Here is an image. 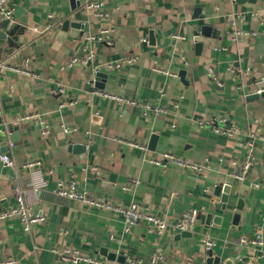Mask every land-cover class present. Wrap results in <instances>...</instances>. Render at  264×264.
I'll return each instance as SVG.
<instances>
[{
  "label": "crops",
  "instance_id": "1",
  "mask_svg": "<svg viewBox=\"0 0 264 264\" xmlns=\"http://www.w3.org/2000/svg\"><path fill=\"white\" fill-rule=\"evenodd\" d=\"M75 1L78 19L89 22L83 34L58 27L59 16L71 11V0H12L9 27L18 23L19 29L0 52V128L5 129L0 152L15 160L18 174L0 159V208L17 204L13 187L18 183L27 207L45 220L30 232L18 217L0 221V260L121 264L103 257L107 247L132 260L148 261L160 253V264H207L204 237L209 235L222 260L249 255L264 264L259 246L238 240L264 236V98L247 99L258 90L255 79L264 77V0H104L108 16L103 20L85 9L87 0ZM197 9L215 28L210 37L201 34L200 49L191 38ZM103 26L112 27L110 43L87 39ZM236 30L249 34L235 35ZM75 54L92 59L66 67ZM98 67L108 73L103 88L93 80ZM25 68L30 72L20 70ZM182 69L188 83L179 75ZM100 92L153 101L167 110L146 113ZM27 114L38 117L15 122ZM221 118L239 131L228 135L201 125ZM9 123L19 125V139L11 138ZM153 135L158 136L154 146ZM250 152L251 167L240 180L235 175ZM166 153L208 168L194 173L172 163L155 164ZM35 159L39 166H23ZM58 181H74L78 189L123 206L137 202L172 224L158 233L141 220L125 231L123 215L56 194ZM228 181L227 212L216 224L214 215L225 212L215 205L214 188ZM240 198V218L233 224ZM192 208L199 211L192 234L178 237L177 218ZM66 247L95 261L63 260L59 250Z\"/></svg>",
  "mask_w": 264,
  "mask_h": 264
},
{
  "label": "built area",
  "instance_id": "2",
  "mask_svg": "<svg viewBox=\"0 0 264 264\" xmlns=\"http://www.w3.org/2000/svg\"><path fill=\"white\" fill-rule=\"evenodd\" d=\"M84 5H85V9L93 13L97 17V19L103 20L107 18L108 13L105 11L104 0H87L84 3ZM14 14H15V5L13 4L12 0H0V21L4 19H12L14 17ZM111 31H112V27L103 26L98 33L89 34L87 36V39L89 41H92L94 39H99V40L105 39L107 42L110 43ZM241 33L249 34L248 31H240V30L234 31L235 35H239ZM91 59H92V55L90 54L85 55L84 57L75 54L66 61L65 66L72 67L79 64L84 65L87 64ZM1 67L5 68L6 65L3 64L1 65ZM20 70L25 73L30 72L26 68ZM210 73L218 85H223L222 80L218 78L213 68H210ZM59 89L60 91H63L62 86H60ZM100 93L112 97L114 99H117L125 103L126 105L142 106L146 113L153 112L154 114L158 115L161 113H165L167 110L166 106L153 101H140L138 99L127 98L119 94H110L107 92H100ZM35 117H38V115L27 114L17 118L15 122L19 123L21 120L31 119ZM201 125L202 126L207 125L217 133H223L228 135H231L239 131V127L237 125L234 124L227 125L224 118L219 119V121L213 120L212 122L201 123ZM0 131L4 132L5 129L0 128ZM44 131L47 132V127L44 128ZM130 144L139 145L140 147H145L144 145L137 144L135 142H130ZM253 158H254L253 153L250 152L248 154L247 160L243 163L241 171L235 175L238 179L240 180L244 179V177L248 173V170L251 167ZM0 159L3 161L5 165L13 167L15 171V175L18 174L16 170L15 160L8 153L0 152ZM154 162L155 164L163 165L164 167H166L168 163H172L176 167L188 171H192L194 173L204 172L205 169L208 168V165L206 163L204 164L194 163L192 161L177 157L171 153H166L164 155V160L155 159ZM40 163L41 161L39 159H35L28 161L23 166L34 168L35 166H39ZM126 188L129 189V186H126ZM13 189L15 192L17 204L7 209L0 208V221H4L12 217H18L22 222L23 229L26 232H30L36 224L42 223L45 220V217L41 213L32 210L31 207L30 208L27 207L24 201L25 190H23V188H21L18 183L14 185ZM54 191L56 194L66 197L71 201H82L91 207L98 209H107L123 215L125 218V227H124L125 231H129L133 225H136L141 220L148 221L151 224L152 229H154L158 233H162L163 231L168 229V227L171 226L172 224V222L169 219L161 215L146 213L145 211L142 210V208L137 202H132L129 206H123L112 201L98 199L93 195H91L88 191H83L78 189L74 181H69V182L58 181ZM198 215H199V211L196 208H192L190 210L182 212L178 216L177 222L175 224L178 231L181 232L184 230H190L192 226L196 223L198 219ZM238 240L242 244L251 245L253 247L259 246L261 248L262 254L264 255V236L261 233H256L255 236L250 238L243 236L240 237ZM204 243L208 250L213 247L214 241L209 237V235H207L204 237ZM59 255L63 260L71 261L73 263H78L81 261H86V262L95 261V259H93L92 257L81 254V252L78 249L73 247H66L61 251L59 250ZM162 260H163V255L157 253L153 255L148 261L137 259V260H132V264H160ZM15 263H16V259L14 258L0 260V264H15Z\"/></svg>",
  "mask_w": 264,
  "mask_h": 264
},
{
  "label": "water",
  "instance_id": "3",
  "mask_svg": "<svg viewBox=\"0 0 264 264\" xmlns=\"http://www.w3.org/2000/svg\"><path fill=\"white\" fill-rule=\"evenodd\" d=\"M239 1H245V0H239ZM78 3L79 1L71 0V11L69 13L63 12L59 17L62 20L59 24L58 27L64 30H68L71 28V31L73 33H78V34H83L84 32L89 31V22L84 21L83 19H78L79 15L78 13ZM81 15L83 16V12H81ZM195 17L199 18L198 25L197 27L193 30L191 34V38L196 41V46L198 49L202 46V42L200 40L201 34L207 37H210L213 33V30L215 29L212 25L207 24L205 22V17L203 14H201L200 9H197L195 11ZM53 20H57L58 17L56 15L52 16ZM23 21H25L23 19ZM12 23V19H4L0 21V52L3 51L4 43H10L12 40H16L17 38V31L19 29V24L18 23H13L11 28L9 25ZM153 37V35H152ZM96 74L94 77V82L97 86H100L103 88L105 86L104 81L108 77V73L105 71H102L99 67L96 69ZM187 70L182 69L179 72V75L183 81L188 83V81L185 79L186 77ZM255 85L258 87V90L249 93L247 95V99L254 100V99H260L264 98V77L261 79H255ZM1 123V122H0ZM9 129L12 130L11 133V138L13 140H16L17 138L19 139L20 133H19V125H16L14 123H9L8 124ZM158 136L153 135L152 136V145L154 146ZM78 149L84 148V146L77 145L76 146ZM232 190V185L230 181H228L225 184L217 183L215 188H214V194L217 197V202H215V205L217 207H220L224 210V214L222 215H214V223L220 224L226 215L227 212V203L230 198V193ZM243 204V199L240 198L237 206H236V211L233 214V219L232 222L233 224H237L240 218V211L242 208ZM213 217V213H209L207 215V224L211 223ZM177 222V221H176ZM192 232L190 230H184L181 231L178 234L179 236H187L191 235ZM101 253L103 254L104 258H108L110 260L118 261L121 264H132V259L124 255L123 252H112L109 251L107 247H103L101 250ZM208 257L206 259L207 264H255L254 261H252V256L245 255L242 256L240 259L237 261H233L231 258H227L225 260H222V258L219 255H216L214 253V250L208 249L207 250Z\"/></svg>",
  "mask_w": 264,
  "mask_h": 264
}]
</instances>
